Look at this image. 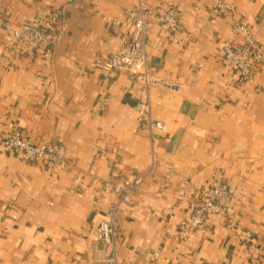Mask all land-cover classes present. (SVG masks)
Returning <instances> with one entry per match:
<instances>
[{
  "label": "crops",
  "instance_id": "obj_1",
  "mask_svg": "<svg viewBox=\"0 0 264 264\" xmlns=\"http://www.w3.org/2000/svg\"><path fill=\"white\" fill-rule=\"evenodd\" d=\"M219 1L264 47V0H145L175 10L180 25L150 22L147 89L102 67L134 28L108 19L128 21L134 0H0V35L4 19L61 13L49 56L26 48L10 67L0 59V131L15 123L33 144L61 143L68 161L50 170L0 146V264H109L97 227L117 201L111 187L137 178L115 215L119 264H264V64L244 80L225 62L222 42L242 38ZM146 101L166 131L140 127ZM216 180L228 183L231 207L184 232Z\"/></svg>",
  "mask_w": 264,
  "mask_h": 264
},
{
  "label": "built area",
  "instance_id": "obj_2",
  "mask_svg": "<svg viewBox=\"0 0 264 264\" xmlns=\"http://www.w3.org/2000/svg\"><path fill=\"white\" fill-rule=\"evenodd\" d=\"M79 1V0H73ZM135 5L128 13V21L109 18L114 25H133L131 39L124 42L114 53L102 62L105 72L119 69L128 70L131 75L142 81L147 89L155 83L149 71V55L147 52L148 30L150 22L163 25L170 33L180 29L179 14L169 9L156 12L150 9L145 0H134ZM216 9L230 13L233 17L232 31L242 38L241 43L233 40L222 42L223 58L227 64L235 69L242 79H251L255 70L264 64V47L257 41L251 29L241 21L234 6L227 2H218ZM61 13L53 10L48 17H34L31 21L16 19L1 21L0 59L6 61L7 66L13 65L14 60L24 55L25 49L40 51L42 56H49L58 40ZM7 37L9 40H2ZM264 89V85H262ZM138 121L142 129L151 134L155 131L164 132L167 126L162 121L153 120L149 101L139 102L136 107ZM0 146L8 153L18 156L28 164L43 163L47 169H65L68 166L66 148L61 143L33 144L25 137L15 123H11L7 131H0ZM143 179L137 178L133 182L124 181L111 187L117 196V201L111 204L107 213L108 221L101 222L97 227L98 239L112 249V255L107 258L109 264H119L117 261L116 245L120 238L116 211L121 203L128 202L132 195L140 188ZM106 189L101 191L104 197ZM232 205V195L227 182L216 180L205 185L199 191V202L191 204V213L184 232H191L199 228L205 220L216 214H225ZM250 237V234H246ZM157 252L152 257L156 258Z\"/></svg>",
  "mask_w": 264,
  "mask_h": 264
}]
</instances>
